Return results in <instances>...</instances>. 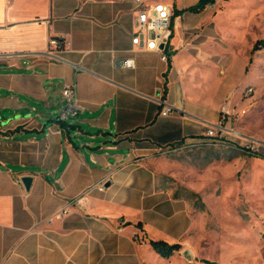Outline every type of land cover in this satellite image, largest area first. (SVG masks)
<instances>
[{
	"label": "crops",
	"instance_id": "1",
	"mask_svg": "<svg viewBox=\"0 0 264 264\" xmlns=\"http://www.w3.org/2000/svg\"><path fill=\"white\" fill-rule=\"evenodd\" d=\"M135 7L0 0V264H90L91 226L102 231L98 219L138 207L153 191L154 156L201 140L230 99L223 89L213 110L199 105L198 59L189 46L178 50L176 36L168 62L133 46ZM124 58L135 67L115 65ZM72 83L83 109L58 123ZM159 97L170 116L160 115ZM102 183L105 191L93 187ZM84 194L82 209L73 201Z\"/></svg>",
	"mask_w": 264,
	"mask_h": 264
},
{
	"label": "rangeland",
	"instance_id": "2",
	"mask_svg": "<svg viewBox=\"0 0 264 264\" xmlns=\"http://www.w3.org/2000/svg\"><path fill=\"white\" fill-rule=\"evenodd\" d=\"M140 1L174 10L198 2ZM175 24L178 50L189 46L198 59L192 90L199 105L213 110L223 89L232 90L225 124L250 138L256 151L234 140L160 151L152 193L123 215L98 219L102 231L91 226L84 251L90 264H264V48L253 52L264 39V0H217ZM154 238L182 250L162 258L151 247Z\"/></svg>",
	"mask_w": 264,
	"mask_h": 264
},
{
	"label": "built area",
	"instance_id": "3",
	"mask_svg": "<svg viewBox=\"0 0 264 264\" xmlns=\"http://www.w3.org/2000/svg\"><path fill=\"white\" fill-rule=\"evenodd\" d=\"M135 7V24L134 32L132 35V44L140 51H152L161 56V60L168 62L170 60V53L176 50V47L172 45V40L175 36L176 24L174 20V9L172 5L164 3H155L150 5H143L140 0H136ZM50 46L60 49L62 41L60 39L52 38L49 41ZM115 65L124 68H134L135 60L132 58H124L115 60ZM75 69L79 71L82 69L81 64H75ZM246 96H252L254 91L249 88L245 92ZM64 105L57 112L55 121L58 123H66L76 118L83 109L77 92V84H65L63 89ZM161 105L160 115L168 117L173 113V108L169 105H163L164 100L162 97L156 99ZM228 101L220 112V119L216 123H209L204 131V136L201 140L195 143L183 144L180 147L184 148L190 145H207L214 146L224 143V140L241 141L245 144L247 149L255 152L256 148L251 144L252 140L247 136L232 130L225 124L226 119H230L232 116V105ZM247 111L242 110L241 115H246ZM99 191H105V184H99L93 186ZM92 189V188H91ZM86 194L81 195L73 203L80 207L85 208Z\"/></svg>",
	"mask_w": 264,
	"mask_h": 264
},
{
	"label": "trees",
	"instance_id": "4",
	"mask_svg": "<svg viewBox=\"0 0 264 264\" xmlns=\"http://www.w3.org/2000/svg\"><path fill=\"white\" fill-rule=\"evenodd\" d=\"M216 1L217 0H198L196 4L186 9H181V10L175 9L174 10V20L186 12L200 14L204 12L208 8V6L215 4ZM263 48H264V39H260L255 43L253 47V52H256ZM150 244H151V247L160 255V257L165 258V259L171 258L177 252L182 250V245L180 243L169 244L168 242L163 241V240H152ZM204 261L207 264H217L215 262H210L208 260H204Z\"/></svg>",
	"mask_w": 264,
	"mask_h": 264
},
{
	"label": "water",
	"instance_id": "5",
	"mask_svg": "<svg viewBox=\"0 0 264 264\" xmlns=\"http://www.w3.org/2000/svg\"><path fill=\"white\" fill-rule=\"evenodd\" d=\"M31 178H24L27 188H29V181Z\"/></svg>",
	"mask_w": 264,
	"mask_h": 264
}]
</instances>
